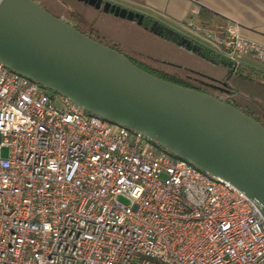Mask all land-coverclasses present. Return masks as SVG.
<instances>
[{
  "label": "built area",
  "instance_id": "built-area-1",
  "mask_svg": "<svg viewBox=\"0 0 264 264\" xmlns=\"http://www.w3.org/2000/svg\"><path fill=\"white\" fill-rule=\"evenodd\" d=\"M186 28L264 62L237 24ZM2 148L0 264H264L242 190L0 63Z\"/></svg>",
  "mask_w": 264,
  "mask_h": 264
},
{
  "label": "water",
  "instance_id": "water-1",
  "mask_svg": "<svg viewBox=\"0 0 264 264\" xmlns=\"http://www.w3.org/2000/svg\"><path fill=\"white\" fill-rule=\"evenodd\" d=\"M0 63L231 182L264 217V124L239 107L149 73L36 0H0Z\"/></svg>",
  "mask_w": 264,
  "mask_h": 264
},
{
  "label": "trees",
  "instance_id": "trees-1",
  "mask_svg": "<svg viewBox=\"0 0 264 264\" xmlns=\"http://www.w3.org/2000/svg\"><path fill=\"white\" fill-rule=\"evenodd\" d=\"M36 1L41 3L40 0ZM59 1L62 3L63 6H65L63 14L68 19V22L70 24H72L77 29H82V32L86 33L97 41H100L125 54L138 67L148 71L149 73L157 77H161L165 80H169L184 86L193 87L209 94L211 93L208 91L207 88H205L207 86L209 87V85H213L224 90H229L230 92L228 98H225V101L239 107L246 113L252 115L257 120L261 121V113L257 111L258 107H251L250 105L242 106L237 99H234L232 97V94L238 93L247 97L248 99L256 103V106H260L261 110L263 109L264 111L263 70L229 59L206 45L197 43L195 44L191 42V45L188 46L187 44H182L179 40L171 37L168 34L156 33L148 27L142 26V28H144L148 32L156 34L161 40L171 42L172 44L181 47V49H184L187 52L196 54L202 60L205 61V68L193 66L190 68V70H187L185 72L182 71L185 73V75H179L177 72L173 73L171 71H167L163 67L155 66L154 63L147 61V56H144L141 59L138 56L123 50V48L118 42H115V40L111 39V37L104 35L92 25H85V23L88 22L87 17L85 16V12H87L90 7H93L85 0ZM97 10L102 12V9ZM63 14L57 13L56 15L62 18ZM193 19L195 25L201 26L205 29H212L218 24H228L225 22L223 23L222 21H215V16L206 9H201L197 17ZM83 26L85 28H83ZM193 78L195 80H192L194 83L190 80ZM262 123L264 124V122Z\"/></svg>",
  "mask_w": 264,
  "mask_h": 264
},
{
  "label": "rangeland",
  "instance_id": "rangeland-1",
  "mask_svg": "<svg viewBox=\"0 0 264 264\" xmlns=\"http://www.w3.org/2000/svg\"><path fill=\"white\" fill-rule=\"evenodd\" d=\"M101 1L110 3L111 6H122L120 4L121 0ZM40 2V4L44 5L45 8L50 10L55 15L57 13L63 14L64 12L65 6H63L59 0H40ZM98 2V0H95V4ZM121 8L124 7L122 6ZM85 16L88 21L85 25H92L104 35L111 37V39L120 44L123 50L130 52L141 59L144 56H147V61L154 63L155 66L163 67L165 70L173 73L177 72L179 75H185L184 72L190 70L193 66L205 68V61L196 54L187 52L171 42L161 40L156 34L148 32L135 21L124 15H119L114 12H100L99 10L90 7V9L85 12ZM63 18H66L64 14ZM83 28L85 27L83 26ZM172 30L179 34V37L182 35L186 39L192 40L194 43L203 44L209 47V44L202 40V38L197 36L194 32L185 31L184 33H181V28L178 30L171 29V31ZM190 80L192 81L194 78ZM205 88H207L208 91L216 97L221 99L228 98L229 92L224 89H220L219 87L213 85H209V87L207 86ZM48 92L52 95L57 94L51 90H48ZM232 97L237 99L242 106L250 105L251 107H258L257 111L261 113V121L264 122V111L263 109L261 110L260 106H256L257 104L252 100L238 93L232 94ZM7 155V148L0 149V157H6Z\"/></svg>",
  "mask_w": 264,
  "mask_h": 264
},
{
  "label": "crops",
  "instance_id": "crops-1",
  "mask_svg": "<svg viewBox=\"0 0 264 264\" xmlns=\"http://www.w3.org/2000/svg\"><path fill=\"white\" fill-rule=\"evenodd\" d=\"M98 1L100 7H93L102 9V12H111L104 10L106 2ZM120 4L124 7L122 9L134 14L133 21L140 26L149 20L153 23L152 27L157 25L169 31L176 39H180L179 34L171 29L181 28V33L190 31L186 28L187 22H194L193 18L197 17L201 9H206L215 16V21L237 24L245 37L264 45V0H121ZM209 47L222 54L220 48ZM237 62L264 71V62L253 56H242Z\"/></svg>",
  "mask_w": 264,
  "mask_h": 264
},
{
  "label": "flooded vegetation",
  "instance_id": "flooded-vegetation-1",
  "mask_svg": "<svg viewBox=\"0 0 264 264\" xmlns=\"http://www.w3.org/2000/svg\"><path fill=\"white\" fill-rule=\"evenodd\" d=\"M63 18V17H62ZM67 22H68V19L67 18H64ZM145 27H148V28H152L153 30H155L156 33H162V34H168L170 35L171 33L163 28H158L157 25L155 27H152L153 26V23H151V21H144L143 24ZM157 27V28H156ZM157 29V30H156ZM80 30V29H79ZM82 30V29H81ZM171 37L173 38H176L174 37V35H170ZM221 89V88H220Z\"/></svg>",
  "mask_w": 264,
  "mask_h": 264
}]
</instances>
